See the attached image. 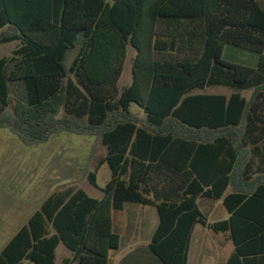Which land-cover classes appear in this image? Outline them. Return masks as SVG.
<instances>
[{
	"label": "trees",
	"instance_id": "obj_1",
	"mask_svg": "<svg viewBox=\"0 0 264 264\" xmlns=\"http://www.w3.org/2000/svg\"><path fill=\"white\" fill-rule=\"evenodd\" d=\"M0 32V44L17 45L0 58V129L26 146L69 132L104 149L87 174L102 197L53 192L0 264H57L60 246L69 252L61 264H109L120 246L113 212L127 203L157 210L149 247L162 264H187L196 225L228 235L226 264H264L258 0H0ZM226 46L256 53L257 65L224 60ZM130 49L132 81L120 87ZM213 87L230 93H205ZM103 166L111 178L99 188ZM200 198L222 199L229 218L208 222Z\"/></svg>",
	"mask_w": 264,
	"mask_h": 264
},
{
	"label": "rangeland",
	"instance_id": "obj_2",
	"mask_svg": "<svg viewBox=\"0 0 264 264\" xmlns=\"http://www.w3.org/2000/svg\"><path fill=\"white\" fill-rule=\"evenodd\" d=\"M258 1L264 6V0ZM16 46V43L0 44V58L10 56ZM75 54L76 52L68 54L65 61L67 67ZM133 56L134 50L130 49L119 82L120 87L128 86L132 81ZM223 59L255 67L258 55L226 46ZM209 91L228 93L223 87L210 88ZM245 95L249 97L250 92ZM132 112L143 117L136 105L132 106ZM93 147L95 149L91 154ZM103 155L104 149L93 136L60 132L43 144L26 146L9 129H0V252L53 192L75 186L83 189L89 196L100 199L102 192L89 183L87 174L94 170ZM110 178L107 168L100 169L97 179L99 188H103ZM227 250L229 247L217 252V256H225ZM63 257L65 252L60 251L59 258Z\"/></svg>",
	"mask_w": 264,
	"mask_h": 264
},
{
	"label": "crops",
	"instance_id": "obj_3",
	"mask_svg": "<svg viewBox=\"0 0 264 264\" xmlns=\"http://www.w3.org/2000/svg\"><path fill=\"white\" fill-rule=\"evenodd\" d=\"M208 90L205 93L225 94ZM229 93L228 91L227 94ZM104 167L107 168L106 166L102 168ZM197 204L210 223L229 218L222 199L200 198ZM158 223L157 210L152 206L127 203L123 210L113 212V230L120 236V246L109 252V264H162L149 247ZM228 247L225 256H217V252ZM233 250L234 245L228 235L216 234L201 225H196L190 240L187 264H226ZM60 251L65 252L63 259L69 257V252L60 246L57 249V264L63 261L59 258Z\"/></svg>",
	"mask_w": 264,
	"mask_h": 264
}]
</instances>
